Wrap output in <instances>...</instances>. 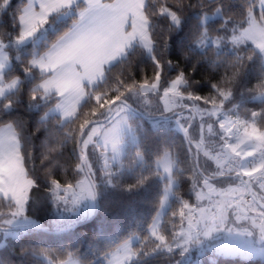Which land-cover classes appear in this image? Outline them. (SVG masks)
Masks as SVG:
<instances>
[{"label":"snow or ice","instance_id":"6c2138e0","mask_svg":"<svg viewBox=\"0 0 264 264\" xmlns=\"http://www.w3.org/2000/svg\"><path fill=\"white\" fill-rule=\"evenodd\" d=\"M204 64L218 76L196 79ZM141 114L174 122L182 151L150 145ZM153 184L146 230L102 264H264V0H0V250L97 264L44 238L94 218L109 188Z\"/></svg>","mask_w":264,"mask_h":264},{"label":"trees","instance_id":"16d2710c","mask_svg":"<svg viewBox=\"0 0 264 264\" xmlns=\"http://www.w3.org/2000/svg\"><path fill=\"white\" fill-rule=\"evenodd\" d=\"M217 76V73L211 71L208 65L204 64L200 67L195 78L206 81L210 77L215 78ZM200 91L204 95L208 93L209 88L206 82L200 86ZM247 107L257 108V105L249 102ZM21 111L23 112V110ZM26 115H33L34 119V114ZM139 118L148 130V143L150 145L167 140L170 143H174L182 151L183 134L178 129L166 124L153 127L151 120L143 114ZM38 143L39 141H37ZM125 182H133L131 173L125 175ZM157 192L158 185L156 184L135 193H128L119 188H109L104 192L101 208L94 218L77 224L68 232L50 233L44 238L43 242L45 246H70L73 249H79L86 258L96 260L97 264H102V258L98 259L100 257L99 250H102L107 242L118 241L134 231L143 233L146 230L147 224L150 223L151 217L155 214ZM55 211L56 209L51 201L43 197L42 203L38 207L33 208V212L43 221L52 218ZM97 236L100 238L95 239ZM27 242V240L23 241V243ZM20 247V243L13 242L7 248L0 250V259L16 261L19 264L21 260ZM199 259L201 264H209L207 256ZM146 264H170V262L165 256L159 255L149 257ZM217 264H259V261L238 257H218Z\"/></svg>","mask_w":264,"mask_h":264},{"label":"rangeland","instance_id":"374dc122","mask_svg":"<svg viewBox=\"0 0 264 264\" xmlns=\"http://www.w3.org/2000/svg\"><path fill=\"white\" fill-rule=\"evenodd\" d=\"M135 107V106H134ZM163 124H166V125H172L173 127H175L176 128V125H175V123L174 122H168V123H163ZM177 129V128H176ZM192 257H193V260H195V259H199L200 257L198 256V253H197V251L196 250H193V252H192Z\"/></svg>","mask_w":264,"mask_h":264}]
</instances>
